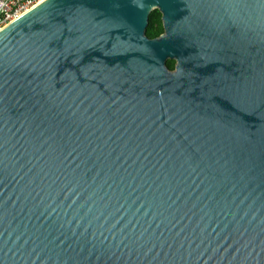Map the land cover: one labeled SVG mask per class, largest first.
Masks as SVG:
<instances>
[{"label":"water","instance_id":"obj_1","mask_svg":"<svg viewBox=\"0 0 264 264\" xmlns=\"http://www.w3.org/2000/svg\"><path fill=\"white\" fill-rule=\"evenodd\" d=\"M0 264H264V0H45L0 30Z\"/></svg>","mask_w":264,"mask_h":264},{"label":"built area","instance_id":"obj_2","mask_svg":"<svg viewBox=\"0 0 264 264\" xmlns=\"http://www.w3.org/2000/svg\"><path fill=\"white\" fill-rule=\"evenodd\" d=\"M45 0H0V30Z\"/></svg>","mask_w":264,"mask_h":264},{"label":"trees","instance_id":"obj_3","mask_svg":"<svg viewBox=\"0 0 264 264\" xmlns=\"http://www.w3.org/2000/svg\"><path fill=\"white\" fill-rule=\"evenodd\" d=\"M146 36L150 39H155L164 33V26L162 21V14L158 9L153 10L149 15V24L146 29ZM176 62L168 60L167 65L171 70L175 69Z\"/></svg>","mask_w":264,"mask_h":264}]
</instances>
